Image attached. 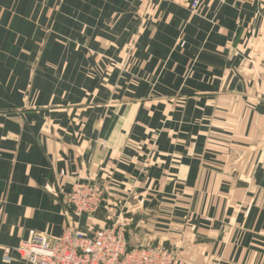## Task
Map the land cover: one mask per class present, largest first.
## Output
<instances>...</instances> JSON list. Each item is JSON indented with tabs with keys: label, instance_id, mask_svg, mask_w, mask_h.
I'll return each mask as SVG.
<instances>
[{
	"label": "crops",
	"instance_id": "obj_1",
	"mask_svg": "<svg viewBox=\"0 0 264 264\" xmlns=\"http://www.w3.org/2000/svg\"><path fill=\"white\" fill-rule=\"evenodd\" d=\"M191 2L0 0V264L119 214L171 264H264V0Z\"/></svg>",
	"mask_w": 264,
	"mask_h": 264
},
{
	"label": "built area",
	"instance_id": "obj_2",
	"mask_svg": "<svg viewBox=\"0 0 264 264\" xmlns=\"http://www.w3.org/2000/svg\"><path fill=\"white\" fill-rule=\"evenodd\" d=\"M198 6L199 0H192L190 11L194 13ZM104 201L103 187L91 182L73 185L65 197L77 216L94 213ZM127 226V219L119 214L89 235L70 224L56 239L31 232L15 252L27 264H171L175 252L165 245L128 248Z\"/></svg>",
	"mask_w": 264,
	"mask_h": 264
},
{
	"label": "rangeland",
	"instance_id": "obj_3",
	"mask_svg": "<svg viewBox=\"0 0 264 264\" xmlns=\"http://www.w3.org/2000/svg\"><path fill=\"white\" fill-rule=\"evenodd\" d=\"M175 252V251H174ZM176 254V253H175Z\"/></svg>",
	"mask_w": 264,
	"mask_h": 264
}]
</instances>
